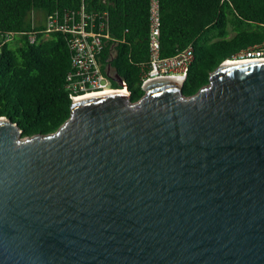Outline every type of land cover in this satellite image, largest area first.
<instances>
[{
    "label": "water",
    "instance_id": "obj_1",
    "mask_svg": "<svg viewBox=\"0 0 264 264\" xmlns=\"http://www.w3.org/2000/svg\"><path fill=\"white\" fill-rule=\"evenodd\" d=\"M225 61L188 97L73 100L46 134L0 117V264H264V60Z\"/></svg>",
    "mask_w": 264,
    "mask_h": 264
},
{
    "label": "trees",
    "instance_id": "obj_2",
    "mask_svg": "<svg viewBox=\"0 0 264 264\" xmlns=\"http://www.w3.org/2000/svg\"><path fill=\"white\" fill-rule=\"evenodd\" d=\"M158 1L160 55L170 57L188 46L193 51L182 85L185 97L207 85L220 63L264 39V0ZM148 4L149 0H0V32L20 34L0 52V117L14 122L21 137L53 132L69 117L66 35L54 32L43 39L37 34L31 43L26 33L32 30L34 13L42 16L33 27L39 30L52 11L81 6L86 13L107 11L112 40L103 48L101 63H110L125 82L130 101H138L144 94L141 75L149 57Z\"/></svg>",
    "mask_w": 264,
    "mask_h": 264
},
{
    "label": "built area",
    "instance_id": "obj_3",
    "mask_svg": "<svg viewBox=\"0 0 264 264\" xmlns=\"http://www.w3.org/2000/svg\"><path fill=\"white\" fill-rule=\"evenodd\" d=\"M148 52L146 71L141 75L142 84L156 78L169 77L184 81L193 60L191 46L170 57L160 55V7L158 0H149L148 4ZM33 19V16H32ZM27 32L29 42L36 40L37 34L42 38L59 32L66 35L69 48L70 70L65 77L66 88L71 100L91 93H106L124 90L129 95L125 82L114 86L112 79L105 73L106 65L101 63V54L106 43L112 40L108 29L106 10L86 13L81 6L78 10L52 11L44 19L42 29ZM20 34L12 31L0 32V52L2 47ZM233 61L264 60V39L238 51ZM111 71L114 69L111 67ZM114 82V81H113Z\"/></svg>",
    "mask_w": 264,
    "mask_h": 264
},
{
    "label": "bare ground",
    "instance_id": "obj_4",
    "mask_svg": "<svg viewBox=\"0 0 264 264\" xmlns=\"http://www.w3.org/2000/svg\"><path fill=\"white\" fill-rule=\"evenodd\" d=\"M238 62H242V61H233V60H228V61H225V63H227V64H233V63H238ZM176 80H178V79H176ZM178 81H181V80H178ZM120 92H123V93H126V91H124V90H119ZM102 92H100V93H91V94H86V95H81V96H79V97H76L75 98V100H77V99H81V98H85V97H90V96H93V95H97V94H101ZM105 93V92H104ZM106 93H108V92H106Z\"/></svg>",
    "mask_w": 264,
    "mask_h": 264
},
{
    "label": "rangeland",
    "instance_id": "obj_5",
    "mask_svg": "<svg viewBox=\"0 0 264 264\" xmlns=\"http://www.w3.org/2000/svg\"><path fill=\"white\" fill-rule=\"evenodd\" d=\"M33 21L34 22H41L42 21V16H41V14L40 13H34V15H33Z\"/></svg>",
    "mask_w": 264,
    "mask_h": 264
}]
</instances>
